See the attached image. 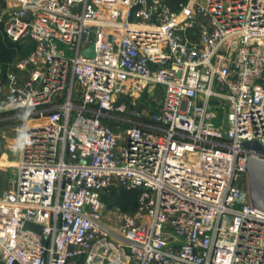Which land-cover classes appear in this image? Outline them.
I'll use <instances>...</instances> for the list:
<instances>
[{"label":"built area","instance_id":"2783aa9c","mask_svg":"<svg viewBox=\"0 0 264 264\" xmlns=\"http://www.w3.org/2000/svg\"><path fill=\"white\" fill-rule=\"evenodd\" d=\"M6 1L5 35L35 47L0 69L18 132L0 264H264L247 172L264 158V0ZM111 186L139 191L134 213Z\"/></svg>","mask_w":264,"mask_h":264},{"label":"rangeland","instance_id":"374dc122","mask_svg":"<svg viewBox=\"0 0 264 264\" xmlns=\"http://www.w3.org/2000/svg\"><path fill=\"white\" fill-rule=\"evenodd\" d=\"M181 0H171L169 3L176 8ZM9 7V3L6 0H0V48H3L5 52L11 47V43L8 37L4 33V10ZM35 44L32 42L18 43L12 52V61L0 62V69L3 74L11 71L16 66V61L28 54L34 49ZM153 96V95H152ZM161 97L160 92H155L154 102H157ZM157 100V101H156ZM153 102V103H154ZM144 109H150L143 105ZM16 122L1 121L0 122V197L6 192L11 190L16 178V142L18 132L15 129ZM139 192H130L125 190H117V197L113 203L115 207L119 208L122 212L134 213L137 204V198Z\"/></svg>","mask_w":264,"mask_h":264},{"label":"water","instance_id":"95a60500","mask_svg":"<svg viewBox=\"0 0 264 264\" xmlns=\"http://www.w3.org/2000/svg\"><path fill=\"white\" fill-rule=\"evenodd\" d=\"M83 54L87 57H94L95 46L91 45L85 48ZM243 146L253 150H262V145L256 140L245 141ZM247 172L251 203L253 206L264 211V158L250 155L248 157Z\"/></svg>","mask_w":264,"mask_h":264},{"label":"trees","instance_id":"16d2710c","mask_svg":"<svg viewBox=\"0 0 264 264\" xmlns=\"http://www.w3.org/2000/svg\"><path fill=\"white\" fill-rule=\"evenodd\" d=\"M170 1L171 0H169V2ZM8 40L11 43L10 44L11 47L6 52H5V50H3V48H0V62H2V61L9 62V61H12V59H13L12 52L15 49V47L17 46L18 42L12 41L9 38H8ZM32 44L34 45L33 42H32ZM117 190H125V191H130V192L137 191V190L125 189V188H121V187H114V186L109 187L107 189L106 193L104 194V200L106 201V203L108 204L109 207L115 206L113 203L115 202L116 198H118L117 197ZM137 192H139V191H137ZM137 205H138V198H137L136 209H137Z\"/></svg>","mask_w":264,"mask_h":264},{"label":"clouds","instance_id":"9594fccd","mask_svg":"<svg viewBox=\"0 0 264 264\" xmlns=\"http://www.w3.org/2000/svg\"><path fill=\"white\" fill-rule=\"evenodd\" d=\"M30 138L26 133H23L20 137V141L18 142V147L23 148L25 144L30 143Z\"/></svg>","mask_w":264,"mask_h":264}]
</instances>
